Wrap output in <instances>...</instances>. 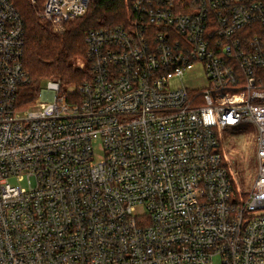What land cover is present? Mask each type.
<instances>
[{
	"label": "built area",
	"instance_id": "2783aa9c",
	"mask_svg": "<svg viewBox=\"0 0 264 264\" xmlns=\"http://www.w3.org/2000/svg\"><path fill=\"white\" fill-rule=\"evenodd\" d=\"M126 2L131 29L86 38L91 79L20 109L24 26L0 0V264H264V0ZM89 4L41 18L60 34ZM197 66L204 88L184 83ZM244 123L248 194L219 135Z\"/></svg>",
	"mask_w": 264,
	"mask_h": 264
},
{
	"label": "trees",
	"instance_id": "16d2710c",
	"mask_svg": "<svg viewBox=\"0 0 264 264\" xmlns=\"http://www.w3.org/2000/svg\"><path fill=\"white\" fill-rule=\"evenodd\" d=\"M24 26V66L30 82L19 92L20 109L32 107L44 81L60 80L62 89L77 90L91 79L87 36L102 29H131L138 16L126 0H90L85 15L67 22L55 33L41 18L46 0H11ZM78 59L85 68L78 66ZM221 150L224 152L221 140Z\"/></svg>",
	"mask_w": 264,
	"mask_h": 264
},
{
	"label": "rangeland",
	"instance_id": "374dc122",
	"mask_svg": "<svg viewBox=\"0 0 264 264\" xmlns=\"http://www.w3.org/2000/svg\"><path fill=\"white\" fill-rule=\"evenodd\" d=\"M77 61H81V59ZM184 83L204 88L206 82L203 68L197 66L192 73L185 77ZM46 84V81L42 83V89L46 87ZM219 135L223 143L227 162L236 181V187L242 194H248L252 188L258 168V128L255 124L244 123L239 127L220 131ZM100 154L101 152L97 151L96 156H100ZM11 183L17 186H27L26 182L19 184L17 181L11 180Z\"/></svg>",
	"mask_w": 264,
	"mask_h": 264
}]
</instances>
